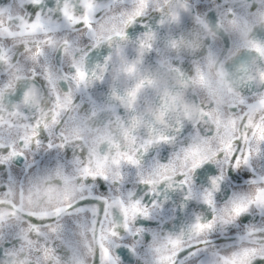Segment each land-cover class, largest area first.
I'll return each mask as SVG.
<instances>
[{"label": "snow or ice", "instance_id": "obj_1", "mask_svg": "<svg viewBox=\"0 0 264 264\" xmlns=\"http://www.w3.org/2000/svg\"><path fill=\"white\" fill-rule=\"evenodd\" d=\"M260 14L255 0L246 11L231 0H22L18 17L9 7L0 264H64L78 236L91 238V264H264V30L224 50L206 39L193 58L160 51L182 41L177 23ZM162 65L198 93L156 87Z\"/></svg>", "mask_w": 264, "mask_h": 264}, {"label": "flooded vegetation", "instance_id": "obj_2", "mask_svg": "<svg viewBox=\"0 0 264 264\" xmlns=\"http://www.w3.org/2000/svg\"><path fill=\"white\" fill-rule=\"evenodd\" d=\"M175 8L182 0H170ZM250 0H231V3L237 7L246 11ZM22 0H10L9 6H6L4 11L0 13V19H3L5 24H8V8L10 7L11 15L18 17L20 15V7ZM212 4H215V0H211ZM255 3L264 10V0H255ZM222 20L226 19L225 14L222 11L217 12ZM203 20V16H201ZM256 31H253V29ZM13 32L16 31V26L11 25ZM174 31L183 33V39L179 45L175 48L168 47L163 42L161 43V55L164 57L173 54L176 58H193L197 57L201 53V49L205 46V40L207 39L220 50H224V40L228 39L235 45L239 42L240 45H249L255 40L256 32L264 30V14H260L255 17L241 16L234 18L232 21H228L223 26H213L205 21L202 24H194L191 27L181 25L179 23L173 26ZM18 38L15 43H19ZM225 57L229 62L235 63L240 53L233 47L232 50H225ZM255 64V60L252 59L249 62V68L252 69ZM224 70L223 64L217 65L212 69L210 73L211 78H218L219 74ZM254 70V69H253ZM155 71V70H154ZM155 86L161 90H167L171 85H181L186 88V83L180 81L177 73L169 71L167 65H162L159 68V74L154 82ZM188 85V84H187ZM190 92L198 93L199 89L196 87H189ZM78 244L73 245L72 255L64 264H91L90 253L85 247L90 243L91 238L84 240L83 237H77Z\"/></svg>", "mask_w": 264, "mask_h": 264}, {"label": "water", "instance_id": "obj_3", "mask_svg": "<svg viewBox=\"0 0 264 264\" xmlns=\"http://www.w3.org/2000/svg\"><path fill=\"white\" fill-rule=\"evenodd\" d=\"M186 91H190L189 88H188V85L186 83V88H185Z\"/></svg>", "mask_w": 264, "mask_h": 264}]
</instances>
